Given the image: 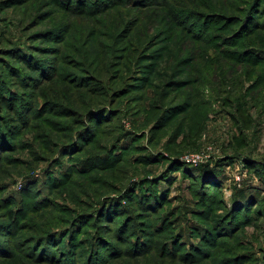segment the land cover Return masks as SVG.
<instances>
[{"label":"rangeland","instance_id":"rangeland-1","mask_svg":"<svg viewBox=\"0 0 264 264\" xmlns=\"http://www.w3.org/2000/svg\"><path fill=\"white\" fill-rule=\"evenodd\" d=\"M143 1L0 0V264H264V65L169 19L264 0ZM160 54L207 106L146 90Z\"/></svg>","mask_w":264,"mask_h":264},{"label":"trees","instance_id":"trees-1","mask_svg":"<svg viewBox=\"0 0 264 264\" xmlns=\"http://www.w3.org/2000/svg\"><path fill=\"white\" fill-rule=\"evenodd\" d=\"M85 1V0H84ZM102 4H97L91 6L92 9L102 8L100 10L110 8L113 5H127L130 0H103ZM165 0H147L143 1L142 3L136 4L138 7H146L148 5H155L160 4ZM250 1L247 4V7L240 10L239 14H230L227 12H218L216 9L213 11L212 4L206 3V10L205 11H198V7L196 9L188 7V5L184 6V11H173L169 14V19L173 22L176 26H179L183 30L190 31L194 39H196L199 43L206 42L209 45V48L217 49L222 54V58L226 60H230L236 64H249L254 65V67L263 66L264 65V46H255L247 44L248 39L254 34H258L260 31L264 30V23H260L261 19L264 16L259 17L256 14L255 9H253V5H250ZM80 4V3H79ZM79 4H62L59 3L58 6L62 10L72 11L74 9L84 8V3L78 7ZM204 4V3H203ZM201 5V4H200ZM164 7L166 5L164 4ZM241 9V8H239ZM98 10V11H100ZM95 10L94 12H96ZM263 12V11H261ZM79 13V11H78ZM260 13V11H259ZM187 18L189 20L193 19L195 22V29H190L188 26H184L182 23V18ZM191 24V25H192ZM200 27L202 29H200ZM200 32H197L199 31ZM206 54L208 55V50H205ZM165 56H159V58L155 57L150 59L151 62L147 64H142L141 71L143 74L142 81L144 82V87L150 88V86L155 84L157 94L160 95L159 98H166L167 95L174 94V97L178 96L181 102L178 104L184 103L187 107L199 108L207 106V100H203L201 98L204 97L202 93H198L196 90L194 95L186 93L184 91L195 79L191 78H180V74L182 75L183 72H186L185 69L180 70L178 72L176 70L166 71L164 72L162 68H160V64L155 61L159 62L164 60ZM185 59V60H184ZM183 61L189 62V58H184ZM195 56H193L190 62H193ZM187 65V64H185ZM190 66V65H189ZM166 68V66H164ZM203 72V71H201ZM264 74V71L263 73ZM185 77V76H183ZM263 82V81H262ZM187 95V96H186ZM223 95V93L221 94ZM157 96V95H156ZM188 98L192 100L189 101ZM177 104V102H175ZM175 104V105H176ZM174 105V104H173ZM180 108V105L169 109V112L172 115H167L166 119L170 120L172 117L179 116L176 115V111ZM185 111V110H183ZM168 112V113H169ZM175 115V116H174ZM159 125V124H158ZM217 191V188H214ZM217 189V190H216ZM13 217V216H12ZM167 225V224H166Z\"/></svg>","mask_w":264,"mask_h":264}]
</instances>
